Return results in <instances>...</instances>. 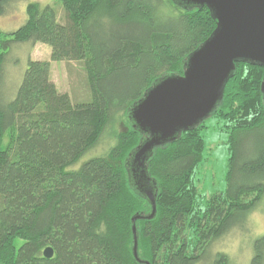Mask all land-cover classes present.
<instances>
[{
  "label": "trees",
  "instance_id": "1",
  "mask_svg": "<svg viewBox=\"0 0 264 264\" xmlns=\"http://www.w3.org/2000/svg\"><path fill=\"white\" fill-rule=\"evenodd\" d=\"M7 1L0 0V16ZM61 1L67 24L51 5L30 3L19 29L0 31V82L14 43H43L51 62L83 67L91 93L74 102L52 81L50 61L30 59L14 99L0 100V264H234L213 254L212 244L264 201V67L236 62L214 112L154 149L147 175L156 214L133 223L150 215L152 203L132 177V157L147 135L131 109L158 81L184 74L217 21L207 6L180 0ZM208 119L230 135V156L226 188L201 200L196 174ZM105 137L113 146L90 156ZM48 247L52 258L44 256ZM250 264H264V236L254 241Z\"/></svg>",
  "mask_w": 264,
  "mask_h": 264
},
{
  "label": "water",
  "instance_id": "2",
  "mask_svg": "<svg viewBox=\"0 0 264 264\" xmlns=\"http://www.w3.org/2000/svg\"><path fill=\"white\" fill-rule=\"evenodd\" d=\"M186 6H207L217 28L187 59L182 76L170 75L154 84L130 112L134 126L145 133L131 160L134 184L152 203L148 216L156 214V198L147 175V162L155 148L175 141L207 119L224 96L236 62L264 67V0H180ZM264 92V81L262 84ZM133 253L138 257V236L133 225ZM54 251L48 247L46 258Z\"/></svg>",
  "mask_w": 264,
  "mask_h": 264
},
{
  "label": "rangeland",
  "instance_id": "3",
  "mask_svg": "<svg viewBox=\"0 0 264 264\" xmlns=\"http://www.w3.org/2000/svg\"><path fill=\"white\" fill-rule=\"evenodd\" d=\"M30 3H38L42 7L51 5L57 12L58 21L67 24V15L61 0H8L7 11L0 16V31L10 33L19 29L26 22L27 6ZM0 40L4 38L0 36ZM30 59L51 62V47L43 43L34 46L30 43H14L10 47L3 67V80L0 82V100L3 104H7L16 96ZM51 79L59 91L69 94L74 102L86 100L88 97L90 100L91 93L86 73L78 62H51ZM206 125L207 128L203 133L206 143L205 161L196 174L201 200L226 188L230 156V135L214 129L216 121L213 119H208ZM11 134L12 127L9 126L5 131L3 146L8 144ZM114 140L105 137L89 155L103 154L113 146ZM87 158L89 157L85 156L81 162ZM261 236H264V201L248 216L243 226L236 227L228 234L214 240L212 253H226L234 264H250L254 241Z\"/></svg>",
  "mask_w": 264,
  "mask_h": 264
}]
</instances>
